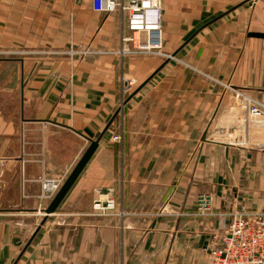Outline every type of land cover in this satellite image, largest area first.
Instances as JSON below:
<instances>
[{
	"label": "crops",
	"instance_id": "0c3cea01",
	"mask_svg": "<svg viewBox=\"0 0 264 264\" xmlns=\"http://www.w3.org/2000/svg\"><path fill=\"white\" fill-rule=\"evenodd\" d=\"M161 27L172 57L121 56L119 12L0 0V264H208L199 249L230 220L219 214L264 211L239 163L261 154L250 148L264 129L240 126L234 96L264 102V38L248 35L264 32V0H162ZM123 75L138 84L119 114ZM108 122L43 217L40 178H65ZM118 132L125 147L110 140ZM229 133L248 143L220 139ZM202 192L211 215L196 214ZM108 194L114 209L93 213Z\"/></svg>",
	"mask_w": 264,
	"mask_h": 264
},
{
	"label": "built area",
	"instance_id": "2783aa9c",
	"mask_svg": "<svg viewBox=\"0 0 264 264\" xmlns=\"http://www.w3.org/2000/svg\"><path fill=\"white\" fill-rule=\"evenodd\" d=\"M89 5L96 13H120L124 31L121 30L122 46L117 53L121 56L139 53L172 57L161 52L162 0H89ZM136 82L133 77L121 76V93L129 91ZM234 96L239 102L237 117L240 126L253 125L264 129V102L237 89ZM225 136L229 139L225 142L233 143L232 133ZM112 138L117 139L118 136ZM235 143L246 146L248 142L238 140ZM252 148L264 151V139L255 142ZM61 182L60 179L41 177L40 197L51 199ZM92 209L96 214H106L114 209V202L112 199L95 200ZM195 210L198 215L213 214V197L210 193L202 192L196 196ZM219 215L230 216L229 222L222 225L219 233L212 234L213 241L199 249L208 264H264V211L239 205L229 213Z\"/></svg>",
	"mask_w": 264,
	"mask_h": 264
},
{
	"label": "rangeland",
	"instance_id": "374dc122",
	"mask_svg": "<svg viewBox=\"0 0 264 264\" xmlns=\"http://www.w3.org/2000/svg\"><path fill=\"white\" fill-rule=\"evenodd\" d=\"M137 84L138 83L136 82L134 84V86L129 91H127V92L123 91L121 93V100H120V103H119L120 110L118 111L119 114H122V112H123V106H124V102H125L126 97L129 94H131V92L137 86ZM120 88H121V78H120ZM120 92H121V90H120ZM220 133H221V131H220ZM114 135H117L118 138L117 139H113L112 136H114ZM114 135L111 136V139L110 140L112 142H115V143H118V144L123 143V147H125L124 146V140H123V134H121V133L118 132V133H116ZM219 137H220L221 140H225V141L226 140H229V139H227L226 136H222V137L219 136ZM212 138H215V137L213 136ZM237 141L238 140H236L235 137H234L232 142L235 145H238V144L235 143ZM238 146H241V145H238ZM250 150H254L255 152H260L261 154L260 155H256V154L255 155L254 154L246 155L245 154V156H241L239 158V163L242 164V169L245 170L244 174L248 175L249 178H250V187L252 188V190H251L252 195L255 198L257 196H259L260 198H262L264 196V151L254 149V148H252V146H251ZM242 158H245L246 161L244 159H242ZM176 159H178V158H176ZM191 159H192L191 157L186 158L185 165H188L190 163ZM243 160H244V163H242ZM172 173L174 175L175 180H177L178 178H180L181 176L184 175V172L183 171L181 173H179L178 171H175V172H172ZM242 173H243V171H242ZM65 178H64V176H61V177L58 178V179H60L62 181L61 184L63 183V181L65 180ZM176 191H180V190L179 189H176ZM49 199L50 198H47L45 200H49ZM107 199H112L113 202H114V207H115V198H114V196L112 194H108L107 196H105V198H95L94 200H92L91 208H92V204H93V202L95 200L105 201ZM162 209H163V207L161 208L160 211H162ZM177 210L178 209H175L173 207H171V210L169 208H166V211H169L170 213L174 214L172 216H177V213H178ZM92 212H93V209H92ZM39 214H42V216L45 217V214L43 212H41ZM47 217H49V216H47Z\"/></svg>",
	"mask_w": 264,
	"mask_h": 264
},
{
	"label": "water",
	"instance_id": "95a60500",
	"mask_svg": "<svg viewBox=\"0 0 264 264\" xmlns=\"http://www.w3.org/2000/svg\"><path fill=\"white\" fill-rule=\"evenodd\" d=\"M248 35L253 36V37L264 38V32H250ZM127 100L128 98L125 99V102ZM113 117L111 118V120L113 119ZM110 122H108V124L104 127V129L102 130V132L96 139L90 140L88 146L86 147L82 155L79 157L75 165L72 167L71 171L68 173L65 180L61 184L60 188L54 194V196L52 197L48 205L44 208L43 212L45 216L52 214L53 212L56 211L58 205L60 204V202L62 201V199L64 198V196L66 195V193L68 192V190L70 189V187L72 186V184L74 183V181L76 180V178L78 177V175L80 174V172L82 171V169L84 168L88 160L91 158L94 151L96 150L98 146V142L101 136L103 135V133L105 132V130L107 129ZM44 220L45 218L40 222L38 227L35 229L34 233L32 234L31 239L34 237V235L38 231L40 225L43 224Z\"/></svg>",
	"mask_w": 264,
	"mask_h": 264
}]
</instances>
